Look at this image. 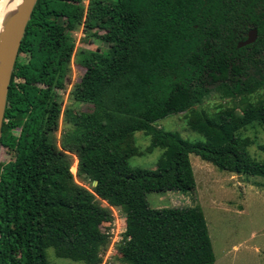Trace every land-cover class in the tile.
<instances>
[{
	"label": "trees",
	"instance_id": "1",
	"mask_svg": "<svg viewBox=\"0 0 264 264\" xmlns=\"http://www.w3.org/2000/svg\"><path fill=\"white\" fill-rule=\"evenodd\" d=\"M77 28L105 47H76ZM251 28L254 41L236 47ZM71 62L81 75L67 89ZM9 81L0 264H49V247L98 264L113 207L124 217L121 264L213 263L199 206L151 208L145 194L191 192V153L218 170L264 177V161L250 158L248 138L238 136L264 124V0H34ZM60 92L112 110L113 125L103 128L96 109L62 105ZM211 95L229 101L212 113L197 108ZM181 112L202 141L154 125ZM61 120L68 127L56 136ZM136 131L149 137L147 152L162 149L152 169L127 164L141 154Z\"/></svg>",
	"mask_w": 264,
	"mask_h": 264
},
{
	"label": "rangeland",
	"instance_id": "2",
	"mask_svg": "<svg viewBox=\"0 0 264 264\" xmlns=\"http://www.w3.org/2000/svg\"><path fill=\"white\" fill-rule=\"evenodd\" d=\"M85 2L86 0H83V3ZM74 32L76 33L73 34ZM74 32L71 35L76 47L87 49H94L96 46L101 49L105 47L104 43L97 41L90 34L85 35L80 28ZM82 38L84 41L81 40ZM80 75V69L71 62L66 79L67 89L73 87ZM61 97L62 105H70L75 110L96 109L103 128L113 125L112 110L93 103L72 102L66 92L61 93ZM226 101L229 100H220L216 95H211L197 108H204L212 113L216 104H227ZM114 113L117 114L115 111ZM186 116L187 113L184 112L170 114L157 120L154 125L162 130L175 132L187 141H202L203 137L199 133L188 128ZM67 127L68 125L61 120L56 136H60ZM238 136L248 138L249 144L246 149L250 158L264 161L263 123L252 122L246 125L238 130ZM133 137L141 154L130 156L127 159L128 166L154 168L162 149L153 147L147 152L145 149L149 144V137L141 131L134 132ZM8 158L9 154L0 146V162H6ZM188 158L194 180L193 190L187 193L148 192L145 194L148 206L155 208L198 205L204 216L214 256L212 264H264V177L218 170L192 153ZM71 170L74 173V164ZM76 180L87 188L92 186V182L88 179L80 177ZM100 204L106 206L104 201H100ZM113 209L112 213L116 208ZM45 253L49 264H83L80 261L55 256L50 247L45 249ZM109 253L103 251L98 264H121L116 245H113Z\"/></svg>",
	"mask_w": 264,
	"mask_h": 264
},
{
	"label": "bare ground",
	"instance_id": "3",
	"mask_svg": "<svg viewBox=\"0 0 264 264\" xmlns=\"http://www.w3.org/2000/svg\"><path fill=\"white\" fill-rule=\"evenodd\" d=\"M31 0H1L0 2V82L6 83L15 50ZM4 88H0L2 94ZM74 167H75V163Z\"/></svg>",
	"mask_w": 264,
	"mask_h": 264
},
{
	"label": "built area",
	"instance_id": "4",
	"mask_svg": "<svg viewBox=\"0 0 264 264\" xmlns=\"http://www.w3.org/2000/svg\"><path fill=\"white\" fill-rule=\"evenodd\" d=\"M74 32L73 34H75ZM114 209H112L113 212ZM119 218V220L117 219ZM124 217L120 209L116 208L114 213H112V220L107 228H105L104 233L108 237V247L104 250L107 254L110 252L113 245H118L123 242L124 238ZM110 254V253H109Z\"/></svg>",
	"mask_w": 264,
	"mask_h": 264
},
{
	"label": "water",
	"instance_id": "5",
	"mask_svg": "<svg viewBox=\"0 0 264 264\" xmlns=\"http://www.w3.org/2000/svg\"><path fill=\"white\" fill-rule=\"evenodd\" d=\"M33 3H34V0H31L30 4H29V10L27 12V15H26L25 21L23 23V26H22L18 41H17L16 46H15L14 53H13L12 58H11L10 67H9V73H8V76H7V81L4 84L0 82V88L1 87L4 88L2 94H0V128H1V121H2V116H3L4 106H5L6 93H7V90H8V84H9V79H10V75H11V71H12V65H13L16 49H17V46H18V43H19V39H20V37L22 35L24 24H25V22H26V20L28 18V14H29V11H30ZM255 38H256V30H255V28H251V29H249L247 31L245 38L243 40H241V41H238L236 43V47H240V46H244L246 44H249V43L253 42ZM94 184H95V181L92 182V185H94Z\"/></svg>",
	"mask_w": 264,
	"mask_h": 264
},
{
	"label": "flooded vegetation",
	"instance_id": "6",
	"mask_svg": "<svg viewBox=\"0 0 264 264\" xmlns=\"http://www.w3.org/2000/svg\"><path fill=\"white\" fill-rule=\"evenodd\" d=\"M247 33V32H246ZM245 36H246V34H245Z\"/></svg>",
	"mask_w": 264,
	"mask_h": 264
}]
</instances>
